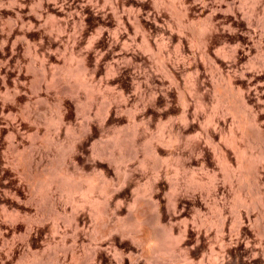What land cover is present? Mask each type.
Instances as JSON below:
<instances>
[{"label":"rangeland","instance_id":"rangeland-1","mask_svg":"<svg viewBox=\"0 0 264 264\" xmlns=\"http://www.w3.org/2000/svg\"><path fill=\"white\" fill-rule=\"evenodd\" d=\"M263 83L264 0H0L8 264H213L220 211L254 199L234 145L264 179ZM253 227H225V264Z\"/></svg>","mask_w":264,"mask_h":264},{"label":"bare ground","instance_id":"bare-ground-1","mask_svg":"<svg viewBox=\"0 0 264 264\" xmlns=\"http://www.w3.org/2000/svg\"><path fill=\"white\" fill-rule=\"evenodd\" d=\"M255 83H253L252 84V86L251 87H253V91H257L256 90V86H260V85H258V82L256 83V81H254ZM261 85H264V83L263 84H261ZM264 87V86H263ZM258 89V88H257ZM263 89V88H262ZM261 93H263V92H261ZM236 100L237 101H239V103L242 105V109H243V114H242V116H240V118L238 117V120L236 121V125H237V127L238 128H244L245 129V127H246V125L248 126V127H250L249 126V124H250V122H248V120H247V114H245V110H246V105H247V103L245 104V100H244V98L242 97V96H239V97H237L236 98ZM257 101H259L258 99H257ZM245 108V109H244ZM249 111V110H248ZM242 117V118H241ZM253 118V117H252ZM253 126H254V121H253V123H251ZM256 127V126H255ZM244 129H243V131H244ZM255 129V130H254ZM253 130L255 131V134L256 135H258V133L260 132L259 131V129L258 128H254ZM246 130V129H245ZM242 133H244V132H242ZM245 134V133H244ZM243 134V135H244ZM253 134V133H252ZM246 135H247V131H246ZM208 136V135H207ZM207 136H206V138H207ZM255 135H253V137H254ZM256 139V138H255ZM259 139H260V141L261 142H259L260 144V150H259V148H258V150H259V156L257 157L258 158V161H257V159H256V161L257 162H259L260 163V161L261 160H263L264 159V151H263V140H261V137H259ZM205 141H206V139H205ZM214 147H215V145H214ZM213 147V148H214ZM217 148V147H216ZM216 148H214V150L216 149ZM233 149L234 150H236V151H238V156H239V163L237 164L238 166H237V170H239V174H238V183L237 184H235V183H233V184H235V185H238L239 184V186H238V190H239V187L240 188H242V187H245V188H247L248 190H250L251 189V191L252 192H250V193H252V195L254 196V199H253V202L252 203H250V204H248V202H247V204H248V206H246V202H244L243 201V199L245 200V198H241L242 196H240L239 194V192L240 191H238V192H236V193H239L238 195L240 196V198H238V202L240 203V205H241V202L243 203V208H244V210H243V213H242V211H239L238 210V208L240 209V207L242 206H240V207H235V209L233 210V213H230V214H232L233 215V218L228 222V223H226L225 222V214H223V212H224V210L222 209V211H220V216L218 217L220 220H219V229L217 230V234L219 235V242L217 241V243H218V247H217V250L219 251V252H214V250H212V248L210 249V253L209 254H213V255H211L212 257V262H213V264H225V261H224V258L222 257V255H220V252L222 251H224V248H223V246H224V240H223V232L225 231L224 229H225V227H227V229L229 230V234L231 233V231H234V232H232V233H235V232H237L238 233V231H240V227H243V226H245V224H247V225H252V227H253V224H254V226H255V228L257 229L256 230V233H255V235L257 234L258 235V237H260L261 238V240L263 241V243H264V179L262 178V177H260L259 176V174H258V169L256 168L257 166H256V164H255V162H253L252 163V161L255 159H253V160H251V163H250V161H246V159L244 158V155H243V153L242 152H240L238 149H237V147L234 145L233 146ZM213 150V151H214ZM216 151V153L219 155V153L221 152V154L223 153L222 151H220V150H218V149H216L215 150ZM215 151H214V153H215ZM220 151V152H219ZM215 153V154H216ZM219 156H221V155H219ZM222 156H223V158H224V155L222 154ZM221 158V157H220ZM223 161H224V159H222ZM224 163V162H223ZM225 166V170H226V165H224ZM231 173H233V171L231 172ZM234 174V173H233ZM232 174V175H233ZM235 174H236V172H235ZM231 175V176H232ZM228 177L227 178H229V175H227ZM235 176V175H234ZM233 177V176H232ZM231 177V178H232ZM226 178V177H225ZM226 178V179H227ZM233 179H235V178H233ZM232 179V180H233ZM237 179V178H236ZM228 181H230V180H228ZM231 183V182H230ZM1 187V186H0ZM236 187V186H235ZM0 189H2V187L0 188ZM4 189V188H3ZM0 190V191H3V193L5 194V189L4 190ZM237 188H235L234 190H236ZM2 193V192H1ZM235 193V192H234ZM243 194V193H242ZM234 195V194H233ZM238 195H236V197H238ZM248 195H250V194H248ZM251 195V196H252ZM247 196V195H246ZM250 196V197H251ZM1 197V196H0ZM245 197V196H244ZM250 197H249V199L248 200H250ZM2 198V197H1ZM0 198V199H1ZM252 198V197H251ZM236 199V198H235ZM2 200V199H1ZM247 200V199H246ZM3 201V200H2ZM0 202V212H1V215L0 216H2V218L0 219V227H2V225H4L5 226V228H3V229H1L0 228V236H1V239H0V254H1V256H0V264H8V262L9 263H11L10 261V258H11V256H14L15 254H13L15 251H13V250H15L16 248H15V243H16V241H17V243L19 242V247H20V250H22V253L25 251V249H24V251H23V248L24 247H26L25 246V241H24V231L22 230V229H20V228H18V226H20V225H18L17 227H15V225H16V223L17 224H19L20 222H23V218H25L24 216L26 215V213H20L18 210H16V211H14V213H15V216H17L18 217V219H20L21 221H19V222H15V221H18V220H16V218H14L13 216L14 215H12V213H11V211L9 210V209H7L6 207V204L7 203H3V202ZM252 201V200H251ZM6 202V201H5ZM237 202V203H238ZM234 203V202H233ZM239 203H238V206H239ZM245 203V204H244ZM237 205V204H236ZM6 206V207H5ZM234 206H235V204H234ZM233 206H231L230 208H232ZM218 208H220V207H218ZM234 208V207H233ZM237 208V209H236ZM217 209V208H216ZM12 210V209H11ZM13 212V211H12ZM217 214V213H216ZM15 219V221L14 220H12V219ZM15 223H14V222ZM218 221V220H217ZM25 222V221H24ZM217 223V222H216ZM253 223V224H252ZM22 224V223H21ZM22 226V225H21ZM254 228V227H253ZM254 228V229H255ZM249 229H250V227H249ZM248 229V230H249ZM227 230V231H228ZM246 232H248V231H246ZM231 233V234H232ZM244 234H245V232H243ZM252 233V232H251ZM3 234V235H2ZM239 234V233H238ZM235 235H237V234H235ZM256 235V236H257ZM249 236V235H248ZM253 237V236H252ZM16 239V240H15ZM249 239V238H248ZM253 239V238H252ZM255 239V238H254ZM257 239V238H256ZM255 239V240H256ZM259 239V238H258ZM13 240V241H12ZM15 241V242H14ZM253 241V240H252ZM260 240H258L257 242H259ZM256 242V241H255ZM260 243V242H259ZM256 245L257 244H255V243H251L250 241H245V243H244V254H245V257L246 258H242V260L239 262V264H264V249H259V247L257 248L256 247ZM259 245V244H258ZM264 245V244H263ZM17 246V245H16ZM14 247V248H13ZM18 247V246H17ZM18 247V248H19ZM17 250V249H16ZM18 252V251H17ZM20 252V251H19ZM16 253V252H15ZM13 254V255H12ZM222 254V253H221ZM19 255V254H18ZM21 255V254H20ZM203 256V255H202ZM18 257V256H17ZM13 258V257H12ZM23 258V257H22ZM21 257H19V261L18 260H16L17 262H18V264H27L23 259H22ZM36 257H34V258H32L31 259V261H30V264H38L37 263V259H35ZM10 260V261H9ZM211 261V260H210ZM13 262V261H12ZM16 262V263H17ZM187 263H188V261H187ZM186 263V264H187ZM201 264H203V263H201ZM204 264H206V263H204ZM210 264H212V263H210ZM234 264H235V262H234Z\"/></svg>","mask_w":264,"mask_h":264}]
</instances>
